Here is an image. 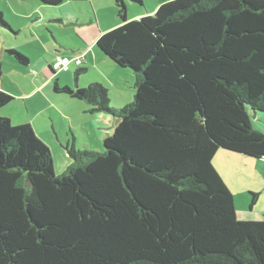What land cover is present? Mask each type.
Masks as SVG:
<instances>
[{
	"label": "trees",
	"instance_id": "obj_1",
	"mask_svg": "<svg viewBox=\"0 0 264 264\" xmlns=\"http://www.w3.org/2000/svg\"><path fill=\"white\" fill-rule=\"evenodd\" d=\"M152 1L129 20L115 0L121 24L96 43L132 72L131 104L111 109L100 83L54 84L116 120L102 151L66 146L57 175L31 125L0 115V264H264V218L239 219L213 165L220 150L264 159V0ZM13 100L1 92L0 110Z\"/></svg>",
	"mask_w": 264,
	"mask_h": 264
},
{
	"label": "crops",
	"instance_id": "obj_2",
	"mask_svg": "<svg viewBox=\"0 0 264 264\" xmlns=\"http://www.w3.org/2000/svg\"><path fill=\"white\" fill-rule=\"evenodd\" d=\"M22 1L32 5L34 9L31 10L28 7H23L19 5L16 0H6L7 6L4 9H0L4 18L7 17L9 19V21H5L10 27V29L0 28V93L4 92L14 97V100L8 106L0 110V115L9 118L5 115V112H11L15 116L17 113L22 114L24 109H26L28 113L35 110L36 118L30 121L27 120L26 122H18L17 124L31 125L36 135L44 143L46 142L45 137H48L50 139L49 141L53 143L60 155H62L63 152L58 149L57 145L65 149L66 146L74 144L80 150L93 151L90 145L85 141L82 145L78 143L76 136H73L72 140L69 137L63 140L56 126L57 119L63 123V126L69 127L72 132L76 129L79 134L82 133V136L86 135L84 136L86 138H88L89 135V128H93V121L95 126L97 122L102 123L103 126H99L98 128L96 126L97 130H102V132L99 133L102 143L107 136L112 134L116 126V120L108 114L92 112V107L88 103L66 94L56 93L53 87L55 82H58L62 87H69L72 89L86 88V86L95 83L102 84L101 82H93V78L89 76L86 77L85 75L95 70V67H100L95 61H100L102 65L107 67V61H110V59L99 52L96 43L100 35L118 27L121 22L117 21L116 26L102 28L100 32L93 35V30H91L93 27L88 28L87 26L88 24L93 25L95 22L100 23L99 17L95 12H89L91 18L86 20L83 17L85 15L84 10L81 9L77 16L75 12H72V10L76 8L74 6L70 7L71 5L69 4L67 6L63 5L64 1L59 6L46 5L35 0ZM113 1L115 2V0ZM154 4L157 8V4L155 2ZM80 18H84L85 20L81 21ZM48 24L53 26L58 25L63 29L68 28L69 32H73L74 34H69L68 38L64 35L58 36L55 33V27L48 28ZM39 27L43 30L48 28L50 34L57 42V48L59 49L55 48L53 45L48 46L43 41L37 31ZM81 31L85 33L89 31L90 35L85 34L84 37ZM77 36L80 39H78ZM16 41L23 43L25 49L27 48L29 51H32V55L27 54V52L17 47ZM8 50H15L26 56L29 59V64H19L14 57L7 53ZM69 53H71V55ZM79 55L84 58L80 68L85 69V71L79 75L78 79L76 78V71L79 68L75 62H72L68 66L67 71H56L53 69L57 58L68 57L72 59ZM7 58H10L14 62V65L7 64L9 70L3 68ZM108 66V68H114L117 72L127 73L130 76V73L126 71V69L119 67L115 63H111V65ZM103 72L104 77L112 83L109 73L106 71ZM9 78H11V80ZM48 111L51 112V115ZM93 115H96L94 119ZM48 116L52 121V130L55 132L58 140L56 142L54 136L50 132L51 127ZM43 117H45V120L42 119ZM25 119L26 117L21 115V120L24 121ZM63 141H65V144H63ZM256 162H264V159L257 160ZM64 163L65 165H70L66 160ZM250 210H253V207H251ZM239 219L255 221V218L251 217H247L246 219L239 217Z\"/></svg>",
	"mask_w": 264,
	"mask_h": 264
},
{
	"label": "rangeland",
	"instance_id": "obj_3",
	"mask_svg": "<svg viewBox=\"0 0 264 264\" xmlns=\"http://www.w3.org/2000/svg\"><path fill=\"white\" fill-rule=\"evenodd\" d=\"M19 5L23 7H28L29 9L33 10V6L29 3L23 2L22 0H16ZM63 5H71L70 7L74 6L76 9L72 10L78 16V12L82 9L85 12L83 16L86 20L91 18L89 12H95L100 20V23H94L93 25L88 24L85 25L88 28H92L93 35L100 32L102 28H109L110 26H116L117 21H120L117 14V8L115 2L113 0H63ZM128 8V19L129 20H137L147 15L154 14L156 5L152 0H146L145 4H138L131 0H126ZM7 6L6 0H0V9H4ZM142 15V16H141ZM84 18H80L81 21H84ZM5 20L9 21L7 17ZM22 21V20H21ZM22 24V23H21ZM121 24V23H120ZM48 28H54L55 33L59 35H64L65 37H69V34L73 35V32H69L68 28L63 29L61 26L58 25H49ZM48 28L44 30L39 27L37 31L39 35L42 37L43 41L49 46L53 45L57 48V42L54 40ZM114 29V28H113ZM96 30V31H95ZM14 32V31H13ZM81 34H89V31L85 33L81 31ZM12 35V34H11ZM90 35V34H89ZM76 36V35H75ZM78 39H80L77 36ZM89 38V37H88ZM17 42V41H16ZM17 47L27 52V54L32 55V51H29L23 43L17 42ZM59 49V48H57ZM69 52V51H67ZM71 55V53H69ZM111 61V60H110ZM107 61V67L102 65L100 61H95V63L100 66L99 68L95 67V70L90 71L86 74V77L93 78V82H101L105 88L110 91L109 99H110V108L113 110H119L121 108L126 107L127 105L131 104L135 99V90L131 84V77L132 72L129 69H126L130 73V76L126 73H119L114 68H108V65L113 63ZM8 65H14V62L7 58L6 64L3 66L6 70H9ZM16 64V63H15ZM113 65V64H112ZM94 66V65H93ZM104 66V67H102ZM117 69V68H116ZM106 71L109 73L110 80L112 83L108 81L104 77V72ZM84 77V76H83ZM11 80V78H9ZM9 80V81H10ZM88 88V86H86ZM46 111V110H45ZM51 115V112L48 111ZM5 115L11 119L13 125H20L17 124L18 122H26L27 120H33L36 118L35 110L30 111L28 113L26 109L22 114L17 113V115H13L11 112H5ZM21 115H24L26 119L24 121L21 120ZM30 115V116H29ZM96 115H93V119ZM16 117V118H15ZM28 118V119H27ZM48 121L50 123L51 130L50 132L54 136L55 142L58 141L56 138L55 132L52 130V121L48 116ZM253 118V125L258 130H264V114H259V118H256L255 115H252ZM45 120V117L42 118ZM25 125V124H24ZM34 125V124H33ZM49 126V125H48ZM57 128L58 132L60 133V137L65 140V138L69 137L71 140L73 136L77 137V142L81 145L84 144V141L90 145V148L93 151H99L103 148V143L101 142L99 133L102 130H97L99 126H103L102 123L97 122V128L93 121V128H89V135L88 138L79 134L76 129L72 132L69 127L63 126V123L57 119ZM62 126V127H61ZM68 126V124H67ZM35 132V131H34ZM36 134V133H35ZM46 144L50 148L54 163V169L57 175L62 174L67 164L65 165L64 161L66 160L68 164H71V159L69 158L67 151L63 149L59 145L58 149L63 152L62 155L59 154L58 150L54 147L53 143H51L48 137H45ZM65 144V141H63ZM84 148V147H82ZM256 159H251L241 154H236L233 152H229L226 150H220L213 160V165L223 181L225 182L226 186L231 191L237 214L240 218L246 219L247 217L255 218V220L263 219L264 218V162H256ZM259 161V160H258ZM251 193H256L259 195V199L256 205L253 207V210H250L252 204V195Z\"/></svg>",
	"mask_w": 264,
	"mask_h": 264
},
{
	"label": "built area",
	"instance_id": "obj_4",
	"mask_svg": "<svg viewBox=\"0 0 264 264\" xmlns=\"http://www.w3.org/2000/svg\"><path fill=\"white\" fill-rule=\"evenodd\" d=\"M84 61L83 56L79 55L76 56L72 59L65 57V58H57L54 64V69L57 71H67L68 66L72 63L75 62L77 66L82 65Z\"/></svg>",
	"mask_w": 264,
	"mask_h": 264
}]
</instances>
